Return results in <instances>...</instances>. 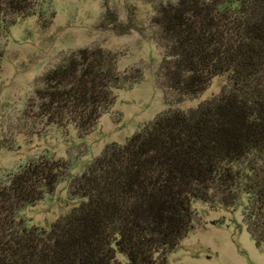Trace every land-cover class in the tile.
I'll return each mask as SVG.
<instances>
[{"label":"trees","instance_id":"trees-1","mask_svg":"<svg viewBox=\"0 0 264 264\" xmlns=\"http://www.w3.org/2000/svg\"><path fill=\"white\" fill-rule=\"evenodd\" d=\"M37 4L0 0V33L35 15ZM150 22L175 102L217 75L227 86L105 144L69 181L78 204L47 229L14 214L54 191L66 161L42 153L9 173L0 182V264H168L192 228L193 201L232 208L242 197V223L264 253V0L159 2ZM116 63L110 50L80 47L45 70L22 108L23 133L72 127L83 138L114 103L113 90L140 77Z\"/></svg>","mask_w":264,"mask_h":264},{"label":"rangeland","instance_id":"rangeland-1","mask_svg":"<svg viewBox=\"0 0 264 264\" xmlns=\"http://www.w3.org/2000/svg\"><path fill=\"white\" fill-rule=\"evenodd\" d=\"M174 0H38L37 13L16 20L0 33V182L25 161L44 153L67 163V176L35 205L15 211L27 226L48 228L78 204L68 184L109 142L127 136L166 108H191L217 95L228 84L214 76L205 90L180 102L160 72V49L151 39L150 22L159 2ZM114 52L121 73L140 74L130 88L114 89V103L83 138L72 127L48 126L41 134L23 133L21 111L40 75L80 47ZM242 200L232 208L193 201L192 228L168 254V264H264L241 220Z\"/></svg>","mask_w":264,"mask_h":264}]
</instances>
